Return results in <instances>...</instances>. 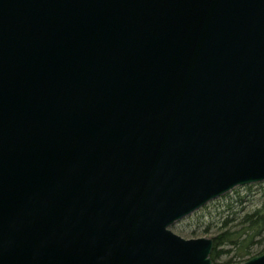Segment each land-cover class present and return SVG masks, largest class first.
Here are the masks:
<instances>
[{"label":"water","instance_id":"95a60500","mask_svg":"<svg viewBox=\"0 0 264 264\" xmlns=\"http://www.w3.org/2000/svg\"><path fill=\"white\" fill-rule=\"evenodd\" d=\"M261 182L264 0H0V264H212Z\"/></svg>","mask_w":264,"mask_h":264},{"label":"rangeland","instance_id":"374dc122","mask_svg":"<svg viewBox=\"0 0 264 264\" xmlns=\"http://www.w3.org/2000/svg\"><path fill=\"white\" fill-rule=\"evenodd\" d=\"M264 207V182L236 187L224 195L209 201L192 214L175 222L169 230L182 239H212L224 230L223 222L229 220L227 228L238 235L246 233L241 226L244 215ZM245 250L248 253H245ZM222 251L219 263L242 264L245 261L264 253V232L253 239L252 243L244 245V250L230 248L227 245L217 248ZM246 254V255H244Z\"/></svg>","mask_w":264,"mask_h":264},{"label":"trees","instance_id":"16d2710c","mask_svg":"<svg viewBox=\"0 0 264 264\" xmlns=\"http://www.w3.org/2000/svg\"><path fill=\"white\" fill-rule=\"evenodd\" d=\"M229 220L223 222V231L220 235L213 238V249L209 255L212 264L219 263L220 253L217 248L227 245L230 248H238L244 250V245L247 243V247L252 243L253 239L259 237L264 232V207L259 210H255L249 214H246L241 219V226L244 227L242 231L246 230V233L238 235L236 232H230V228H227ZM245 253H248L245 250ZM246 255V254H244ZM228 264V263H222Z\"/></svg>","mask_w":264,"mask_h":264}]
</instances>
